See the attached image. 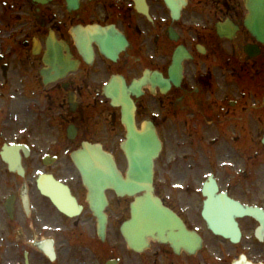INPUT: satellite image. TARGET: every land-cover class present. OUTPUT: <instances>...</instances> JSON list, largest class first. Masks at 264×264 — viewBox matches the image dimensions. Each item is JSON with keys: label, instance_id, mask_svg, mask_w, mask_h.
Returning a JSON list of instances; mask_svg holds the SVG:
<instances>
[{"label": "flooded vegetation", "instance_id": "flooded-vegetation-1", "mask_svg": "<svg viewBox=\"0 0 264 264\" xmlns=\"http://www.w3.org/2000/svg\"><path fill=\"white\" fill-rule=\"evenodd\" d=\"M251 5L0 0V264H264L261 219L237 217L233 243L202 217L211 178L264 214V29L253 30ZM156 137L155 194L204 249L149 236L136 251L123 235L135 197L106 190L100 170L111 155L125 175L131 155L157 152ZM56 183L80 215L53 202ZM102 190L105 241L89 202Z\"/></svg>", "mask_w": 264, "mask_h": 264}, {"label": "water", "instance_id": "water-1", "mask_svg": "<svg viewBox=\"0 0 264 264\" xmlns=\"http://www.w3.org/2000/svg\"><path fill=\"white\" fill-rule=\"evenodd\" d=\"M145 171L143 172L145 174V180L147 185L144 187L143 185H140V183L138 182L135 186L134 189L139 192V191H145V195L144 197L138 198L136 205H135V211L138 213L140 220L141 217H144V221L142 220V227H138L136 226V214H134V221H132V226H133V231L135 234H141L147 231V224H146V220H147V216L149 211L151 210L150 208H153L156 206V202L154 203V199L151 197V192L153 190L152 187V182H153V168H152V164L150 165V167L148 166L146 169H144ZM134 190V192H135ZM214 190V189H213ZM130 194V192H129ZM208 194H210V196L213 194V192H208ZM103 204L106 205V201L105 198L102 199ZM151 203H154L151 204ZM69 204L76 209V207L74 206V204H72L71 201H69ZM156 212H159V210H163L164 212L158 213L157 215H153L154 219V224L157 223L159 220L162 221L164 223V226L166 228H170L171 230V236L173 235V229L178 228L181 232H184V230L182 231V223L179 220V218L173 213L170 212L169 210L163 209L160 206L157 207ZM68 211V210H67ZM252 209H249V212H252ZM204 217L207 220L209 227L217 234H221L225 237H229L232 238L233 240H238L240 237V232L237 229L236 223L233 221V218L230 216L228 210H226L224 208V206H222V204L219 203H215L212 200H208L206 202V208L204 211ZM100 220V225L101 228H105V223H106V217L103 216V214H100L99 217ZM180 226V227H178ZM145 234V233H144ZM174 243V242H173ZM176 244V243H174Z\"/></svg>", "mask_w": 264, "mask_h": 264}, {"label": "bare ground", "instance_id": "bare-ground-1", "mask_svg": "<svg viewBox=\"0 0 264 264\" xmlns=\"http://www.w3.org/2000/svg\"><path fill=\"white\" fill-rule=\"evenodd\" d=\"M130 160L132 163V167L130 169H128L126 171V174L124 175V177H122L120 179H119V175L117 174V172H119V170L114 165L111 167L109 165H107L105 172H107V171L109 172V170L111 168V170H112L111 176H109L105 172L100 173V177L106 183L105 187L114 188L115 183H117L118 185L121 186V188H123L125 190V192H127V193L130 192V194L133 195V192L135 189L128 187V184L132 181V178L138 180L140 185H143L144 187L147 185L146 180H145V174L143 172L145 171L144 168L146 166L150 167L151 164L149 162H147V160L144 158V155H142V154L131 155ZM121 188L119 187L117 189L121 190ZM134 209L135 208L132 207L131 213L134 212V214H136V219H135V222L137 223L136 226L141 228L142 227L141 223H142V220L144 221V217H141L142 220H140L138 213L136 211H134ZM153 211H155V209H152L149 212H153ZM178 227H180V226H178ZM159 228H160L159 224L155 223L153 232L158 231ZM175 229L179 230L178 228H175ZM129 233L131 235H135L137 243H139V242L142 243L143 241H147V235L144 233H141L138 235L135 233H132L130 231H129Z\"/></svg>", "mask_w": 264, "mask_h": 264}, {"label": "rangeland", "instance_id": "rangeland-1", "mask_svg": "<svg viewBox=\"0 0 264 264\" xmlns=\"http://www.w3.org/2000/svg\"><path fill=\"white\" fill-rule=\"evenodd\" d=\"M206 235L208 236V234L206 233Z\"/></svg>", "mask_w": 264, "mask_h": 264}]
</instances>
